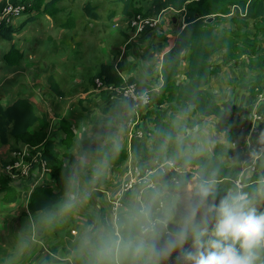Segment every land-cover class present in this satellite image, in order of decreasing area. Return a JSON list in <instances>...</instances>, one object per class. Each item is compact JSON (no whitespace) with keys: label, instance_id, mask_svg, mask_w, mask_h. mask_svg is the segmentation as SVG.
<instances>
[{"label":"crops","instance_id":"1","mask_svg":"<svg viewBox=\"0 0 264 264\" xmlns=\"http://www.w3.org/2000/svg\"><path fill=\"white\" fill-rule=\"evenodd\" d=\"M33 1L0 0V19L2 9L12 6L21 8L20 16L6 24L18 26L27 18L38 20L36 15L40 13L36 9L25 11ZM166 11L178 14L172 10ZM42 12L49 25L42 27L44 35L52 29L60 32L66 28L75 30V22L67 24L62 18L58 20L56 16L46 14V11ZM52 18L58 22L54 23L56 21ZM31 22L13 37V46L9 50L0 41V103L9 106L16 99L23 98L34 105L38 115L45 116L48 122L45 140L53 144L58 166L64 174V184L60 187L55 180H50L49 173L42 175L38 171L22 179L9 176L3 165L10 160L11 154L8 145L0 144V264H72V260L79 257L100 264L98 253L101 243L109 239H121L130 246L127 249L122 247L118 256L103 261V264H153V261L166 264L168 256L135 254V247L141 240L153 242V234H143L140 228L156 217L158 232L155 243L158 247L174 234L192 208L191 198L196 179L181 176V173L175 174L177 176L165 174L157 163L133 155L130 149L135 131L139 129L152 134L153 121L163 109L164 119L170 124V135L175 141L181 142L185 160L197 165L202 158L212 155L214 145H226L231 153L222 158V162L226 166L235 165L241 169L239 177L243 189L251 184V178L257 179L248 195L252 199L259 196L254 206L258 212H264L260 205L264 177L256 169H249L264 164V154H247L249 150L244 151L237 142L245 139L256 146L260 141L257 137L264 130L248 139L243 135L244 130L237 127L238 135L227 142L223 134L215 132V119L198 115L189 117L185 104L167 99L168 94L160 91L162 57L173 45L177 33L184 26L183 22L179 26L178 21L172 20L176 29L169 35L165 34L167 47L162 49H156L155 45L159 46V43L157 39H152L163 33L157 28L146 30L137 37L131 36L121 48L116 44L122 41V35H127L123 29L118 34L112 31L104 34L102 38L110 41L103 43V46H99L97 40L94 41L96 43L91 42L96 49L91 47L95 55L100 57L99 63L111 65L122 80L119 86L104 85L103 88H97L94 80L91 83V76H80L81 66L66 72L62 65L67 60H60L58 62L61 64L55 65L49 62L55 60L52 56L47 63L43 60L46 55L44 51L36 54L38 44L35 42V45L36 40L33 41L30 36ZM51 23L56 27L52 24L51 28ZM133 40L136 43L132 46L128 42ZM75 46L79 48L80 45L77 42ZM85 51L86 46L81 52ZM188 56L189 51L182 55L180 71L173 83L176 88L185 82L183 74L187 70ZM33 61L37 64L34 65ZM209 65L215 68L218 64L210 60ZM238 74L243 76L242 72ZM220 76L219 69L218 73L209 76L205 87L219 105H243L248 110L255 107L264 113V103L258 104L252 97L244 96V91L238 95L233 87L226 86L227 89L220 93L223 87ZM51 79L58 87L59 94L52 91ZM231 81L233 79L227 80V83ZM130 82L150 88L154 95L141 110L139 123L135 126L130 122L133 117L130 104L118 96V90ZM262 84L263 81L259 88ZM234 115L232 113V118ZM190 150H193L192 154ZM129 167L153 170L150 178L154 188L139 193L141 186L136 187L120 199L121 207L113 214L110 202L115 200L118 186ZM65 186L60 200L50 209L32 211L29 208L36 189L58 195ZM160 202L163 208L158 211ZM145 210L149 212L147 217L143 214ZM161 220L167 221L166 227L159 225ZM166 231L170 234H166ZM183 246H187L186 243Z\"/></svg>","mask_w":264,"mask_h":264},{"label":"trees","instance_id":"2","mask_svg":"<svg viewBox=\"0 0 264 264\" xmlns=\"http://www.w3.org/2000/svg\"><path fill=\"white\" fill-rule=\"evenodd\" d=\"M58 1L50 0L43 10L48 12L49 4ZM116 1L123 4L124 22L136 15L156 17L163 10H172L179 14L183 19L184 26L177 33L173 45L162 57L160 91L168 94L167 99L185 104L188 108L187 114L215 119L217 121L215 132L223 134L225 140L230 142L234 137L236 127H243L240 121L232 119V113L235 114L240 108L219 105L214 95L205 89L209 76L218 73L220 69V66L212 68L209 61L221 52H223L224 58L228 56L229 52L239 53L234 57L236 59L239 56L248 58L252 54L254 55L257 49L264 48V0H139L149 4L147 12L131 17H127L126 14L134 0ZM35 4L36 0L32 2L31 7ZM84 12L90 19H99L96 9L91 7L90 3L85 4ZM210 17L213 20L207 23L206 20ZM30 21L32 20L27 18L18 26H12L0 20V38L4 41H11ZM225 23L233 24L234 28L232 26L222 28L217 32L216 27ZM249 26L253 31L248 32ZM126 31L129 33L128 30ZM155 39L159 43V46L155 45L156 49L167 47L165 35L157 34ZM249 40H254L255 44L248 47ZM238 42L243 45H239ZM185 51H189L187 70L183 74L185 82L176 88L173 83L180 71L182 55ZM230 58L233 59L231 56ZM262 66H264V56ZM96 78L102 79L107 86L122 84L120 76L114 72L113 67L105 63L99 64L98 71L90 77L91 83ZM262 81V77L255 76L254 81L247 84L241 83L240 87L244 90H251L255 86H259ZM51 89L59 94L58 87L52 79ZM153 96L152 93L151 99ZM164 117V112L156 116L153 121L152 134L147 133L148 135L142 139L135 135L132 136L131 152L141 159L152 162H163L167 159L177 162L178 164H176L181 168L180 175L195 178L196 184L201 180L214 179V192L199 208L194 219V223L200 225H203L207 220L210 226L212 214L208 211V207L214 200L218 201L223 195L234 191L233 183L240 175L241 169L235 165L226 166L222 162V158L231 153L223 144L214 145L212 155L202 158L197 165L183 159V148L170 135V124L165 121ZM47 126L48 122L45 116L38 115L34 105L23 98L16 99L9 106H3L0 103V144L8 145V151L11 154L10 160L3 165V168L5 169L7 165L18 160L15 154L21 152L23 148H36L40 150L41 158L47 164L50 180H55L56 184H60L62 187L64 174L58 166L59 162L52 142L45 140ZM35 169L36 165L33 167V170ZM256 170L264 177V164L258 165ZM250 182L251 184L246 186L242 192L248 194L252 192L255 184H253L254 178H251ZM65 188L66 186L58 195H51L44 189H36L32 194L29 208L32 211L50 209L60 200ZM198 202L199 197L196 195L194 187L191 206L197 205ZM260 205L264 209V186L260 192ZM191 243V236H189L186 245L191 247ZM72 264H94V262L88 258L79 257L74 258ZM257 264H264V249H261L258 254Z\"/></svg>","mask_w":264,"mask_h":264},{"label":"rangeland","instance_id":"3","mask_svg":"<svg viewBox=\"0 0 264 264\" xmlns=\"http://www.w3.org/2000/svg\"><path fill=\"white\" fill-rule=\"evenodd\" d=\"M49 1L50 0H44L43 2V0H36V4L34 6L32 5L33 7H27L25 10V11H29L34 8L38 11V13H40L36 15L38 20H32L31 22L32 24L30 27V36L33 37V41L36 40L34 41V43L37 42L38 44V50H37L38 52L36 54L44 51L46 55L43 56V60L47 63V61L50 60V57L52 56L55 60H51L49 62L51 64L54 63L55 65L61 64L60 62H58L60 60H64V61L67 60L66 64L62 65V68L66 72H71L74 70L75 67L81 66L82 70L80 73H78L80 74V76H85V77L92 76L93 73L98 71V67L100 64L99 63L100 57L95 55L94 50L96 51V49L95 47L92 46L93 44L91 42L96 43L98 41L99 46H103L109 40L108 38H104V37L102 38L104 34H106L109 31L116 32V34H118L119 31L122 30V27L124 25L123 20L125 17L122 12L123 4L120 2H117L116 0H59L56 3L54 2L53 3L54 5L49 4L50 10L46 12V14L56 16L58 20L64 19V22L67 24L68 22L69 23L75 22L73 23V28L76 31L70 28H66L65 30H63V32L55 31L54 29H52L49 32L46 31L47 35L46 34L44 35L42 32L44 28L42 29V27L48 25V21L45 18L46 15L43 16V14L45 13H43L42 10L44 9V6L47 4V2ZM87 3H90V6L96 9L99 15V19H97L96 21L86 16L84 12V6ZM148 5H149L148 3L141 2L139 0H134L133 3L129 6V9L127 11L128 13L126 14V16L131 17L133 15L140 14V13L145 14L147 12ZM40 8H41V12H39ZM61 10L65 12H62ZM52 20L56 21L54 18H52ZM172 20L178 21L179 26H181L183 22V20L181 21V17H179L178 14H174L173 12H170V11L163 12L161 16V22L159 24V27L156 30L163 32L162 33L163 35L171 34L172 31L176 29V28L174 29L176 25H172ZM57 22L58 21L54 23H57ZM52 24L53 23H51V28H53ZM53 26L56 27L54 24ZM231 26L232 28H234L233 24L225 23V24L217 26L216 31L219 32L222 28H227ZM123 30L126 31L125 29ZM251 31L253 30L249 26L248 32H251ZM125 33H127V35L121 34L123 38H122V41L117 42L116 44L117 47L119 46L121 48L124 42H126L127 39L129 40L131 36H133L130 31L129 33L127 31ZM152 39L156 40L154 39V37ZM95 40L97 41L94 42ZM0 41L4 44L5 47L8 48V50L10 49L11 46H13L12 41H4L2 39H0ZM77 42L80 45L79 48H75L76 47L75 45ZM128 43L133 46L136 42L135 40H133V41H129ZM238 44L243 45L241 42L240 43L238 42ZM254 44H255L254 40H249L248 47L253 46ZM85 46L87 48V51L81 52ZM91 47H93L94 50ZM77 52L79 54H77ZM222 54L223 52H221L220 54H216L213 58L210 59L211 62H213L215 65L218 64L217 66H220V70H221L220 81L222 82V85H223L220 93H222L229 86V87H233V89H235L238 95L239 93L244 91L243 92L244 96H247L248 98L250 96L256 102L258 99V95H260L264 90L262 88H259V86H255L251 90H248L245 92V90L240 87V84L241 83L247 84L249 82L254 81L255 76L262 77V80L264 82V66H262L264 48L257 49V51H255V54L254 55L252 54L248 58L246 56H239L237 59L234 58L235 56L239 55V53L237 52H229L227 53L228 56H226L225 58H224V55ZM230 56L233 57V59L230 58ZM32 63L34 65L37 64L36 61H33ZM215 65H212V66H215ZM240 72L243 73V76H239L238 73ZM230 79L231 80L233 79V81H231V83H227V80H230ZM236 102H237V99H236ZM243 107H244L243 105L239 107L240 109L234 115L236 119L234 117L232 119L240 121V123L244 127L243 135L247 137L248 139H250L253 135L250 131V123H251L250 116L252 115V113H260V114H264V113L260 112L255 107L249 110L247 109V107H244V108ZM162 112H165V109H163ZM188 116L192 117L193 115L188 114ZM260 129L264 130V124L260 127ZM236 135H238L237 130L234 131L233 136L235 137ZM257 138L260 141L264 140L261 138V133L259 134V137ZM237 142L243 147L244 151L245 149L249 150V153L247 154H250V153L257 154V152L251 151L252 149H254L255 146L251 144L250 142H248V140L239 139L237 140ZM178 143H181V142L178 141ZM192 146H194V144H192ZM191 151L193 150L189 151L190 154H192ZM182 158L185 159L183 153H182ZM256 181L257 179L254 178L253 184ZM258 201H259V196L256 197V199H253L254 204H257ZM258 208H259V205H258Z\"/></svg>","mask_w":264,"mask_h":264},{"label":"clouds","instance_id":"4","mask_svg":"<svg viewBox=\"0 0 264 264\" xmlns=\"http://www.w3.org/2000/svg\"><path fill=\"white\" fill-rule=\"evenodd\" d=\"M261 138L264 139V133H261ZM214 188V179L201 180L195 185L198 204L189 210L177 231L163 240L159 247L155 243L157 225L149 223L142 227L144 233L153 234V242L141 240L135 247V254L170 256L179 248L185 264H257L258 254L264 249V212L257 211L248 193L228 192L208 207L212 214L210 226L207 220L203 225L194 223L195 215L213 194ZM143 214L147 217L149 212L145 210ZM158 223L161 227L167 225L166 220ZM189 236L191 247L184 249ZM129 246L121 239L103 241L98 253L100 264L118 256L122 247L127 249ZM153 264H158V261H153Z\"/></svg>","mask_w":264,"mask_h":264},{"label":"built area","instance_id":"5","mask_svg":"<svg viewBox=\"0 0 264 264\" xmlns=\"http://www.w3.org/2000/svg\"><path fill=\"white\" fill-rule=\"evenodd\" d=\"M21 8H14L12 6H6L1 11V20L5 23L17 18L20 16ZM165 10L161 11L159 15L156 17H145L142 15H136L131 19H127L123 24L124 29L131 32L133 37H137L141 35L145 30H153L156 29L160 22L162 13ZM94 84L97 88H103L104 82L102 79L96 78L94 79ZM264 90V82L261 86ZM152 92L150 88L143 87L139 83H126L122 88L118 90V96L120 99L128 102L130 107L132 108L133 117L131 118L130 122L135 126L139 123L140 120V113L141 110L147 106L151 101ZM264 103V91L258 95L257 103ZM250 131L252 134H259L261 129L260 127L264 124V114L260 113H252L250 116ZM241 130H244V127H240ZM137 138L142 139L146 137L148 134L142 130H136L133 134ZM35 152H33V151ZM251 151L257 152L258 155L264 154V140H261L259 144H257L254 149ZM16 157L18 160H15L12 164L7 165L5 167V171L9 174V176L13 178H25L35 171H38L40 174L44 175L49 173V169L47 167L46 162L41 158L40 150L36 148H28L25 147L21 152H17ZM158 168L165 174L170 175V173L180 174L181 168L175 162L170 160H165L163 162H157ZM34 165H36V169L33 170ZM252 171H255L256 167L249 168ZM153 174V170L144 168H134L129 167L126 170L124 179L120 182L115 200L110 202L111 212L116 214L118 208L121 207L120 199L130 191L134 190L136 187L141 186L139 193H143L147 190L154 188V183L152 182L150 176ZM243 174V171H242ZM241 175V172H240ZM239 175V176H240ZM238 176L237 180L234 181V189L236 191H241L243 189V183ZM163 208V204L160 202L157 206V210L161 211ZM149 223L156 224L157 219L156 217L151 218L146 225L141 226V232L146 234L142 231V227H147ZM149 233V232H148ZM166 234H170L166 231ZM184 249L190 248V245L183 246ZM166 264H185L183 261L180 250L173 252L168 259L166 260Z\"/></svg>","mask_w":264,"mask_h":264},{"label":"water","instance_id":"6","mask_svg":"<svg viewBox=\"0 0 264 264\" xmlns=\"http://www.w3.org/2000/svg\"><path fill=\"white\" fill-rule=\"evenodd\" d=\"M212 20H213V18L210 17V18H208V19L206 20V22H207V23H210V22H212Z\"/></svg>","mask_w":264,"mask_h":264}]
</instances>
